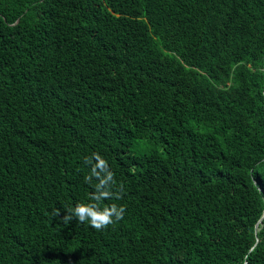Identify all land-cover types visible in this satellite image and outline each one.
I'll return each mask as SVG.
<instances>
[{"label":"trees","instance_id":"1","mask_svg":"<svg viewBox=\"0 0 264 264\" xmlns=\"http://www.w3.org/2000/svg\"><path fill=\"white\" fill-rule=\"evenodd\" d=\"M0 264H264V0H0Z\"/></svg>","mask_w":264,"mask_h":264},{"label":"clouds","instance_id":"2","mask_svg":"<svg viewBox=\"0 0 264 264\" xmlns=\"http://www.w3.org/2000/svg\"><path fill=\"white\" fill-rule=\"evenodd\" d=\"M84 164L89 166V174L84 177L94 191L89 194L88 202L77 203L66 210L62 220L65 224L74 218L80 223H87L97 231L106 229L123 219L126 211L122 204H103L105 200L122 199L123 184L115 179V172L109 167L108 161L98 152L84 157ZM93 180L96 182L93 184ZM53 215L59 216V210L54 209Z\"/></svg>","mask_w":264,"mask_h":264}]
</instances>
